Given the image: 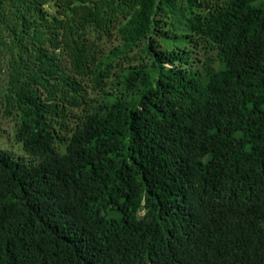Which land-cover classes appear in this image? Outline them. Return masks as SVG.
Wrapping results in <instances>:
<instances>
[{
  "label": "trees",
  "instance_id": "trees-1",
  "mask_svg": "<svg viewBox=\"0 0 264 264\" xmlns=\"http://www.w3.org/2000/svg\"><path fill=\"white\" fill-rule=\"evenodd\" d=\"M0 64V264H264V0H0Z\"/></svg>",
  "mask_w": 264,
  "mask_h": 264
},
{
  "label": "rangeland",
  "instance_id": "rangeland-1",
  "mask_svg": "<svg viewBox=\"0 0 264 264\" xmlns=\"http://www.w3.org/2000/svg\"><path fill=\"white\" fill-rule=\"evenodd\" d=\"M1 68H2V65L0 64V70H1ZM5 78H6L5 73L4 72H0V79L3 80ZM4 127H5V131H4L3 137H2V144L3 145H7L8 147H10L14 153L20 154L21 150H20L19 145L12 141V132L10 133L12 128H11L10 124L6 123L4 125Z\"/></svg>",
  "mask_w": 264,
  "mask_h": 264
}]
</instances>
